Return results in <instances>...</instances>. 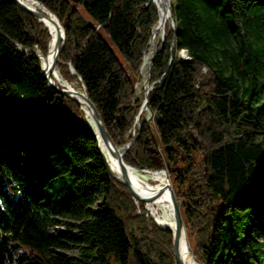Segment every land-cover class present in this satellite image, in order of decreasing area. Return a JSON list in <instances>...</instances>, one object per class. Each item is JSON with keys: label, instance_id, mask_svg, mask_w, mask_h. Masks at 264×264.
<instances>
[{"label": "trees", "instance_id": "obj_1", "mask_svg": "<svg viewBox=\"0 0 264 264\" xmlns=\"http://www.w3.org/2000/svg\"><path fill=\"white\" fill-rule=\"evenodd\" d=\"M37 1L64 30L62 78L118 147L137 133L123 161L167 170L196 262L264 264V0H170L140 128L134 83L157 6ZM49 39L0 0V264H176L172 233L109 173L80 105L48 88Z\"/></svg>", "mask_w": 264, "mask_h": 264}, {"label": "water", "instance_id": "obj_2", "mask_svg": "<svg viewBox=\"0 0 264 264\" xmlns=\"http://www.w3.org/2000/svg\"><path fill=\"white\" fill-rule=\"evenodd\" d=\"M13 1L15 2V4L20 9H22V10L28 12L29 14H31L32 16L36 17L44 25H45L44 20L48 19L51 22H53V24L56 26V32H57L56 34H57V36H56V39H55V42H54V47H53L54 51L52 53L51 63L49 65V68L46 71L41 66V68H42V73L41 74L46 79L47 84H48V88L50 90L54 91V92H58L60 94H64V95H66L68 97L73 98L74 100H76V102L80 105V107L82 109H86L87 110L88 114L90 115V119L92 121V124L94 126L95 131H93L90 127L89 128L93 131V133H94V135H95V137L97 139V145H98V140H100L102 142V144L105 146V148L108 150V152L115 158L116 163H117V165H118V167H119V169L121 171L120 172V176L119 177L115 176V178L126 185L128 190L130 191V193L132 194V196L136 200L141 201V202H146V201L152 199L154 195L146 197V196H143V195H140V194L136 193L132 189V186L130 184V181L128 179L127 172H126V170H127L126 167H128V165L123 161V156L125 154V151L131 145V143L133 142L134 138L137 136V133L135 134L134 138L131 139L124 146L118 147L113 142L109 132L105 128V126H104V124H103V122H102V120L100 118V115H99L95 105L92 103V101L87 96L86 91L83 88V85L81 84L82 90L76 91V90L71 89V88H69V87H67L65 85H62V84L61 85H57V84L53 83L52 80L49 78V73L54 70L57 57H58L59 52H60V50H61V48H62V46L64 44V30H63L62 25L60 24L58 18L53 13H51L48 9H46V7L41 2H39L37 0H27V1L38 3L42 7V9L28 7V6H26L25 4H23L22 2H20L18 0H13ZM74 1H76V0H74ZM150 2H152V1L148 0L147 3H150ZM152 3H154V2H152ZM169 5H170V0H167L166 10L167 11L169 10V13H170ZM157 9H158V7H157ZM155 30H157L156 26L152 30V35H151V37H150V39L148 41V44H151V42L155 39V35H156ZM49 44H50V39H49L48 47H49ZM157 51H158V48L154 47V51L152 53L150 62L146 66V71H145V80H146V82L149 79L150 66H151V63H152V61L154 60V58L156 56ZM47 52H48V50H47ZM37 57L40 59V57H42V55L38 54ZM71 72L74 73V71L72 69H71ZM145 88H146V85L143 86V89H144V91H143V99L141 101L139 111H138V113H137V115L135 117L134 125L135 126L137 125V128H140V126H141L140 114L142 113V111L144 109L147 108L146 101H147L148 90H146ZM99 150H100V148H99ZM100 152H101V150H100ZM101 154H102V152H101ZM102 157H103V154H102ZM103 161H104V164H105L107 170L109 171V173H112V171L110 170V168H109L106 160L104 159V157H103ZM162 171L167 173L166 169H162ZM166 188L168 189L170 200H171V203H172L173 217H174V222H175L174 231L172 233V253H173V257H174V260H175L176 264H184L182 259H181V257H180V254H179L180 240L182 238H184V236L186 238L190 254H192V251H191L188 239L186 237L185 227H184V224H183V221H182L180 209H179V206H178V199L175 196L174 189L172 188L170 183H167ZM160 192L161 191H158L155 194L157 195ZM161 228H163V227H161ZM164 229H167V228H164ZM106 264H110V262L107 261Z\"/></svg>", "mask_w": 264, "mask_h": 264}, {"label": "bare ground", "instance_id": "obj_3", "mask_svg": "<svg viewBox=\"0 0 264 264\" xmlns=\"http://www.w3.org/2000/svg\"><path fill=\"white\" fill-rule=\"evenodd\" d=\"M18 1L22 2L28 7L42 9V7L36 2H31L27 0H18ZM151 1L154 2L158 7V21L156 23L157 30H155V33L157 34L158 32L164 29V26L168 21L170 13L169 10L168 11L166 10L167 0H151ZM44 23L50 34V44L46 56L40 57V61H41V66L46 71L51 63L52 53L54 51L53 47L57 36L56 34L57 32H56V26L53 24V22H51L48 19H45ZM49 78L52 80L53 83L57 85L62 84L76 91L82 90L81 86H77L76 88H74L73 86L69 85L59 74L56 67H54V70L49 73ZM82 110L86 115L87 124L93 131H95L92 121L90 119V115L88 114L87 110L86 109H82ZM98 147L100 148L103 157L106 160L112 173L115 176L119 177L121 171L116 163L115 158L108 152V150L105 148V146L102 144L100 140H98ZM126 169H127L126 170L127 176L132 186V189L136 193L146 197L154 195L152 199L144 202L145 209L150 215V217L159 227L167 228L171 233H173L175 222L173 217L172 203L170 200L168 189L166 188L167 183H169L166 172L162 170H158V171L151 170L154 172L139 171L134 167H131L130 165H128ZM158 191L161 192L156 195L155 193H157ZM179 254L184 264H198L194 259V256L189 252L188 244L185 236L180 240Z\"/></svg>", "mask_w": 264, "mask_h": 264}, {"label": "rangeland", "instance_id": "obj_4", "mask_svg": "<svg viewBox=\"0 0 264 264\" xmlns=\"http://www.w3.org/2000/svg\"><path fill=\"white\" fill-rule=\"evenodd\" d=\"M168 20H169V22H170V24H171V26H172V22L170 21V14H169V18H168ZM157 38H158V40H163L164 39V35H163V30L162 31H160V32H158L157 34ZM156 43H157V40L156 39H154L152 42H151V44H150V49H149V52H151V53H153V51H154V47H156ZM178 55H179V57H184V55H185V52L182 50V51H179V53H178ZM68 83V82H67ZM144 83H145V81H143V77H142V79L140 80V82H138V84H137V86H135V95H138V99H142V97H143V85H144ZM69 85H71V86H73L74 88H76L77 87V84H76V82H70V83H68ZM139 90V91H138ZM145 113H146V116H147V114H148V112H146V111H144ZM159 149V148H158ZM157 149V150H158ZM138 170V169H137ZM139 171H141V170H139ZM154 171H158V170H154ZM167 174V173H166ZM167 176H168V174H167ZM168 180H169V183L171 184V182H170V177L168 176ZM171 186H172V184H171ZM173 188V187H172ZM174 189V188H173ZM144 208H145V204H144ZM146 215H148L149 217H150V215L148 214V212L146 211ZM151 218V217H150ZM61 232H64L62 229H61ZM61 232H59V233H61ZM54 233H56V231L55 232H53V234ZM58 233V232H57ZM190 240H191V238H189ZM192 239H193V237H192ZM193 243V242H192ZM190 245V244H189ZM12 248H10V250H11V255H12V258L13 259H16L17 257H19V254H18V249H16V248H14L13 246H11ZM67 253H72L73 251H71V252H68V251H66ZM194 256V255H193ZM195 258V257H194Z\"/></svg>", "mask_w": 264, "mask_h": 264}, {"label": "built area", "instance_id": "obj_5", "mask_svg": "<svg viewBox=\"0 0 264 264\" xmlns=\"http://www.w3.org/2000/svg\"><path fill=\"white\" fill-rule=\"evenodd\" d=\"M149 49L143 53L142 63H141L140 68H139L140 76L143 77V81H145V83H144V85H146L145 89L148 90V91L151 89V85H148V81L146 82V80H145V71H146V66L150 62V59H151V56H152V53L149 52ZM138 82H140L139 79H137V81L134 83V88H135V86H137ZM143 91H144V89H143ZM137 97H138V95H135V98H137ZM142 99H143V97H142ZM144 111L148 112L147 116L145 114V119L149 120L150 117H151L150 111L148 110V108L144 109L142 112H144ZM132 134H134V131H132ZM141 171H151V170L150 169H141ZM151 172H154V171H151Z\"/></svg>", "mask_w": 264, "mask_h": 264}]
</instances>
